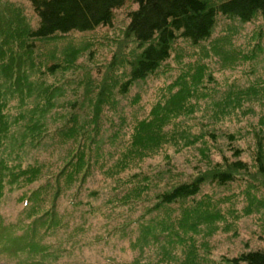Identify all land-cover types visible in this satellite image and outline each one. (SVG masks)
Returning <instances> with one entry per match:
<instances>
[{
  "label": "trees",
  "instance_id": "trees-1",
  "mask_svg": "<svg viewBox=\"0 0 264 264\" xmlns=\"http://www.w3.org/2000/svg\"><path fill=\"white\" fill-rule=\"evenodd\" d=\"M25 1L29 22L0 28V200L17 192L22 206L0 216V247L17 263L47 217L68 236L149 240L156 222L184 242L234 215L210 186L264 201V0ZM229 70L235 87L220 90ZM262 243L225 263L264 264Z\"/></svg>",
  "mask_w": 264,
  "mask_h": 264
},
{
  "label": "rangeland",
  "instance_id": "rangeland-1",
  "mask_svg": "<svg viewBox=\"0 0 264 264\" xmlns=\"http://www.w3.org/2000/svg\"><path fill=\"white\" fill-rule=\"evenodd\" d=\"M127 13V8L117 12L116 25L118 27H116L118 30H121L119 27H124L127 24ZM14 15H24L29 22L33 17V12L30 5L25 0H0V28H2V31L8 26L9 22L11 23L16 20ZM107 32L110 33L108 30ZM78 37L79 36L74 38L76 39V42L79 41ZM60 44L62 45V43ZM61 45H58L55 51L63 52V49H60ZM75 46L80 47L81 44H76ZM70 51L71 50H69V52ZM106 60H108V58H102L100 63L105 62ZM79 62L83 66H91L87 61L80 60V58L78 63ZM210 64L216 66L215 59ZM217 71L219 70L217 69ZM215 80L220 90L225 87L231 86L230 89L235 87L232 86L235 82L230 70L225 72V79L220 75L217 76L216 73ZM241 83H244V81ZM153 93H155L154 90L149 91L146 95L147 98L145 99H149L150 95ZM133 97L134 96L130 94V96L125 98L128 107L129 103L132 102ZM14 103L16 104V101ZM14 103L12 100V105L15 106ZM126 104L124 103V105ZM11 109H13V107ZM53 151L54 150H52V152ZM24 166L26 165L24 164ZM89 185L91 186V182H89ZM95 186H97V184H95ZM233 187L236 188L237 186L233 185ZM210 188L212 190H208V195L210 197L214 196L218 198L220 195L223 196L226 201L224 207L225 211L234 212V221L235 219L241 220L234 222L233 217H225L222 220H214L212 225L207 224L205 228L197 230L190 229L186 234L182 235V237H184V242L181 240L180 235L174 236L179 234V231H171L173 235H170V237L158 236L159 239L156 238L155 243L152 244L153 247L150 246V242H147L142 243L145 246L141 247V249L128 244L124 236H122L118 230H116L113 233V236L108 239H104L103 237V239L96 243H94L93 240H89V244L78 240L84 238L83 235H80L74 240L78 245V249H76L75 253H72L70 250L73 247L72 242L69 239L61 237L64 233V230H62L58 236L59 238L52 240L48 239L45 246L42 247L41 252L44 253L47 260H44L41 257V254H20L26 259L35 260L38 264H226L225 259L227 257L238 255L239 253L250 249L254 250L263 247L262 242L264 241L261 239V236L264 237V201L249 197L247 193L244 194V197L242 196L236 199L228 198V191L216 189L213 186H210ZM213 190L219 194L217 196L214 195ZM13 192L15 191L13 190ZM228 195H230V193H228ZM4 197L5 199L0 200V216L1 218H5L4 225H7L10 222H15L16 219L14 216L21 208H18V201L20 202V199H17V192L12 195L7 193V196ZM244 198L249 203L251 202L260 205L262 209L258 211V213L247 211L251 210V207ZM8 204L13 205L14 208L6 210ZM7 212H9L8 218L5 217ZM205 213H209V211H206ZM174 220H178V218H174ZM96 222L101 223L102 220H97ZM230 223L232 224L230 225ZM178 225H185V223L181 221ZM152 227V234H159L160 229L156 222L152 223ZM3 228H0V231ZM198 232H200L199 235H197ZM52 242L55 243V246L50 245ZM10 250H12V248H10ZM10 250L7 245L1 246L3 256H0V264H13V261L17 259L13 251L11 252ZM10 252L13 256L10 255Z\"/></svg>",
  "mask_w": 264,
  "mask_h": 264
}]
</instances>
